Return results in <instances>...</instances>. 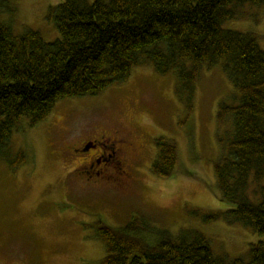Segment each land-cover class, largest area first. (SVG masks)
<instances>
[{
	"label": "rangeland",
	"instance_id": "374dc122",
	"mask_svg": "<svg viewBox=\"0 0 264 264\" xmlns=\"http://www.w3.org/2000/svg\"><path fill=\"white\" fill-rule=\"evenodd\" d=\"M62 1L0 0V21L16 35L35 29L46 41H55L60 32L47 15L51 5ZM232 8L235 16L224 26L259 34L264 49V4L245 1ZM200 74L190 95L178 90L175 72L136 66L126 81L98 94L59 99L48 118L34 126L23 120L12 133L10 148L6 143L3 150L10 151L12 160L23 152L24 162L13 171L0 158V264L96 263L107 252L97 237L98 220L114 227L131 223L135 233L145 232L149 244L158 239L157 230L177 235L182 228H195L216 254L248 260L251 243L264 235L223 215L204 218L234 206L221 199L215 163L227 150L230 132L218 121L219 104L232 102L238 91L222 62L204 65ZM95 118L104 127L122 128L137 155L132 176L85 189L67 174L70 161L60 152L55 127L84 129ZM161 135L177 141L183 162L169 178L150 171L157 154L154 140ZM248 194L256 202L264 197V177L251 175Z\"/></svg>",
	"mask_w": 264,
	"mask_h": 264
},
{
	"label": "trees",
	"instance_id": "16d2710c",
	"mask_svg": "<svg viewBox=\"0 0 264 264\" xmlns=\"http://www.w3.org/2000/svg\"><path fill=\"white\" fill-rule=\"evenodd\" d=\"M245 1L264 4L63 0L49 7L47 17L60 32L51 42L35 29L16 35L0 21V158L16 171L25 155L19 152L12 160L3 145L10 148L12 133L23 120L29 126L46 120L61 98L98 94L126 81L136 66H151L160 74L175 72L178 90L192 95L203 66L222 62L238 92L232 102L219 104L218 121L230 132L227 150L215 163V177L221 199L234 206L204 218L223 215L264 235V197L256 202L248 194L251 175L255 180L264 177V49L259 34L224 26L235 16L232 6ZM154 144L151 173L172 177L183 163L177 141L161 135ZM134 228L98 220L97 237L107 252L91 264H264V239L251 243L245 260L216 254L195 228H182L177 235L157 230L158 239L151 244L145 232L135 233Z\"/></svg>",
	"mask_w": 264,
	"mask_h": 264
},
{
	"label": "flooded vegetation",
	"instance_id": "af4514ba",
	"mask_svg": "<svg viewBox=\"0 0 264 264\" xmlns=\"http://www.w3.org/2000/svg\"><path fill=\"white\" fill-rule=\"evenodd\" d=\"M97 118L84 129L70 124L55 127L60 152L70 161L67 174L72 180L80 181L85 189L115 185L132 176V161L137 155L122 128L104 127Z\"/></svg>",
	"mask_w": 264,
	"mask_h": 264
}]
</instances>
